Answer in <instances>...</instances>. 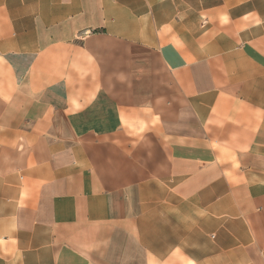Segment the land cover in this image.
<instances>
[{"label": "crops", "instance_id": "crops-1", "mask_svg": "<svg viewBox=\"0 0 264 264\" xmlns=\"http://www.w3.org/2000/svg\"><path fill=\"white\" fill-rule=\"evenodd\" d=\"M0 264H264V0H0Z\"/></svg>", "mask_w": 264, "mask_h": 264}]
</instances>
